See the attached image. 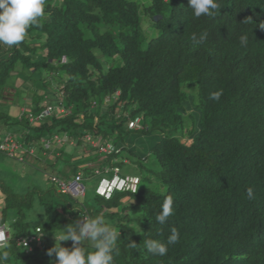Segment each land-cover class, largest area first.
<instances>
[{"label":"trees","instance_id":"16d2710c","mask_svg":"<svg viewBox=\"0 0 264 264\" xmlns=\"http://www.w3.org/2000/svg\"><path fill=\"white\" fill-rule=\"evenodd\" d=\"M216 2L212 16L194 18L188 0H45V16L0 59V105L13 99L7 78L32 84L20 116L0 111V145L17 146L0 156L74 169L22 193L0 179V226L13 215L0 264H45L61 229L79 234L96 216L116 234L113 264H264V0ZM136 117L140 129H129ZM114 176L138 182L105 198L100 183ZM75 181L83 192L62 191ZM167 198L173 214L160 225ZM36 206L43 220L31 225ZM173 228L179 239L165 256L146 251V239L166 243ZM30 236L39 242H18ZM80 246L95 250L88 239Z\"/></svg>","mask_w":264,"mask_h":264},{"label":"clouds","instance_id":"9594fccd","mask_svg":"<svg viewBox=\"0 0 264 264\" xmlns=\"http://www.w3.org/2000/svg\"><path fill=\"white\" fill-rule=\"evenodd\" d=\"M188 4L194 18L212 16L219 7L216 0H188ZM44 6L45 0H0V45L12 47L23 42L28 28L37 25L39 20L45 16ZM260 28L264 29V23L260 24ZM192 39L196 40L195 35H193ZM206 39L207 33H204L200 36L197 43H201ZM239 40L241 46H246L248 37L243 35ZM116 94L118 95L119 93L117 92ZM219 97L220 93H212L210 95V98L216 100ZM140 127L141 121L138 117L128 123L129 129L139 130ZM137 182L138 179L134 177L123 180L118 176H114L112 180H103L100 183L98 193L105 198H109L113 191H123L125 185L126 189L129 187L134 189ZM69 185L76 189L80 186L74 182ZM81 192H83V189ZM172 214V200L171 198H167L162 203L159 213L156 214L155 221L160 225H164ZM78 227L79 234L73 230L72 225H68L55 235V247L47 253L51 256L53 251L55 252L57 259L54 264H113L112 252L116 245V234L106 226L104 218L102 216L88 218L87 223L78 225ZM0 228H4V231L8 235V240L10 236L8 229L4 225L0 226ZM85 239L92 242L94 251L86 253L80 247L82 241ZM178 239L179 234L173 228L166 243L154 239H146L144 245L147 252L162 257L168 252L167 245L176 244ZM69 240L73 242L71 250L60 246V242ZM131 244L135 246V243ZM4 255L6 257L7 253H4Z\"/></svg>","mask_w":264,"mask_h":264},{"label":"rangeland","instance_id":"374dc122","mask_svg":"<svg viewBox=\"0 0 264 264\" xmlns=\"http://www.w3.org/2000/svg\"><path fill=\"white\" fill-rule=\"evenodd\" d=\"M0 59H5L6 57V50H9L11 47H7L4 45H0ZM42 75V74H41ZM27 76H24V74H18L16 76H11L9 78H7V82L5 85H7V87L10 88L11 90V94L13 95V99L11 98V100L9 102H7V104L5 105H0V111L3 112H8L11 116H13L14 118H17L18 116L21 115V110L22 108L25 106V102L26 100L23 98L25 96V92L24 89L27 88V86L32 85L29 84V80L26 78ZM25 83V86L23 87L22 84ZM38 84V82L33 81V84L36 85ZM52 85H50V87H47L44 89V91L47 93V98L49 99V101L52 104L57 103L58 97H56L55 95V89L52 90L50 89ZM17 90V92H15ZM15 92V94H14ZM31 96V93L30 95ZM29 103V101H27ZM18 128V127H17ZM13 129H16L15 126L9 128V130L14 131ZM20 129V128H18ZM17 129V130H18ZM3 129L0 130V133L2 136ZM18 135H15V138H17ZM62 149L65 152H69L71 153L73 151V148H69L68 146H64L62 147ZM94 153H91V156L87 157V160L92 159V155ZM76 156V155H75ZM52 160V158H51ZM86 160V159H85ZM85 160L81 159V157L77 156V158L75 159L74 163L77 165V167L81 170L85 165ZM53 161V160H52ZM0 162H1V168H6L4 172L1 173L0 175V179L3 180L6 185H8L12 191L14 192H18V193H22L24 191L27 190V188H36L39 190H43L46 187H52V184L49 181V175L54 172L56 175H59L61 177V173L58 174V172H61L63 170L70 172L72 168L71 166H69L68 164L66 165L64 162H58L56 164L55 169H49L48 167L43 168L42 164L39 165L38 163H35L34 165H30V164H23L21 162H17L15 160H8L2 156H0ZM135 167L134 166H130L126 169V171L128 172V174H133V172H135ZM10 172V173H9ZM9 173L8 175H5ZM62 178V177H61ZM69 193H71L72 195H77V189L75 187H72L70 185V188L68 189ZM81 194V193H80ZM3 195L0 192V216L2 213V207H3ZM10 214V213H9ZM12 214L8 215L6 220H5V227L8 229L9 233L11 234L13 232L11 223H12ZM43 216L41 215V209L40 207H35L33 208L30 212H29V223L31 225H34L36 223H39L40 221H42ZM88 242H90V240H88ZM82 247V246H80ZM83 248V247H82ZM66 249L71 250L72 248H70L69 246H66ZM84 249V248H83ZM57 258L55 259H51L49 261H46L45 264H54V262L56 261Z\"/></svg>","mask_w":264,"mask_h":264},{"label":"built area","instance_id":"2783aa9c","mask_svg":"<svg viewBox=\"0 0 264 264\" xmlns=\"http://www.w3.org/2000/svg\"><path fill=\"white\" fill-rule=\"evenodd\" d=\"M50 111V108H47V110L44 112V114H47ZM4 143L0 145V150L4 151V152H8V154H12L15 149H17V146L13 143L12 139L10 137L6 138L4 141ZM46 147H48V144L45 145ZM76 185H78V183L75 181L74 182ZM61 189L63 192H68L70 185L65 186L64 184H61ZM82 188L79 186L77 188V192H81ZM37 232H39V229H37ZM8 235L6 234V232L4 231V228H0V246L4 245L7 241ZM34 241L39 242V237L37 236H30L27 239H19L18 242L21 243L23 246H29L31 243H33Z\"/></svg>","mask_w":264,"mask_h":264}]
</instances>
